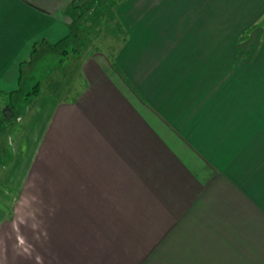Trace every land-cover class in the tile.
Returning <instances> with one entry per match:
<instances>
[{
	"label": "crops",
	"instance_id": "crops-1",
	"mask_svg": "<svg viewBox=\"0 0 264 264\" xmlns=\"http://www.w3.org/2000/svg\"><path fill=\"white\" fill-rule=\"evenodd\" d=\"M70 2L0 0L1 94L58 65L0 123V185L47 196L38 262L264 264V0H119L112 53L67 50Z\"/></svg>",
	"mask_w": 264,
	"mask_h": 264
},
{
	"label": "rangeland",
	"instance_id": "rangeland-1",
	"mask_svg": "<svg viewBox=\"0 0 264 264\" xmlns=\"http://www.w3.org/2000/svg\"><path fill=\"white\" fill-rule=\"evenodd\" d=\"M85 3L84 8L86 10H88V7L93 6L91 1ZM113 9V7L100 6L94 12L84 15L75 24L74 32L77 40L74 44H67V50L69 52L75 50V52L81 51L83 53L96 49H104L109 53L114 52L120 45L124 35L118 21L112 14ZM261 26L264 27V19L261 21ZM55 61V59L53 60V58L47 55V58L42 61V67L40 68L37 65L34 72L31 73L33 75L31 79L35 77L36 80L32 82L28 93L33 91V86L41 79V75L45 71L44 65L45 68L47 67V71H49L53 65H57ZM53 74L55 75V71ZM28 93L22 92L18 95L0 93V105L5 107L8 102L5 103L4 101L10 100L12 108L17 114L16 108L19 105V99L29 96ZM13 123L14 120L7 122L9 126ZM7 141L8 138L5 136L0 142V158L2 159L6 153L10 152L3 148ZM10 190L0 185V191L9 197L10 200H13V203L10 205H3L4 207L0 205V208L4 212L2 213L4 218L7 214L12 213L8 218L9 220L3 218L0 224V264H43L38 261H43L45 254H40L37 247L45 242L47 243V196L33 198L32 194L24 191L21 199L16 201L19 194L15 190ZM15 202L17 203L15 204ZM2 245L4 249H1Z\"/></svg>",
	"mask_w": 264,
	"mask_h": 264
},
{
	"label": "trees",
	"instance_id": "trees-1",
	"mask_svg": "<svg viewBox=\"0 0 264 264\" xmlns=\"http://www.w3.org/2000/svg\"><path fill=\"white\" fill-rule=\"evenodd\" d=\"M88 1H91L93 3V6L88 7V10H86L84 8V5L86 4L85 2H88ZM118 2L119 0H71L69 6L67 7V12H69V15L72 18V22L76 24L84 15L94 12L98 7L102 6V7H113L114 8L118 4ZM76 11H78V13H76ZM112 14L115 17L114 12ZM66 53L68 52L65 50L63 52V55H66ZM62 60L63 59H61V61ZM38 91H39V84H36L35 86H33V91H31L29 94L36 95ZM8 105L12 108V104L10 102H8ZM12 110H13V115L11 116V118L7 120H5L3 118V115L0 114V123L9 122L16 118V113L13 108ZM0 205L4 207L1 203Z\"/></svg>",
	"mask_w": 264,
	"mask_h": 264
},
{
	"label": "water",
	"instance_id": "water-1",
	"mask_svg": "<svg viewBox=\"0 0 264 264\" xmlns=\"http://www.w3.org/2000/svg\"><path fill=\"white\" fill-rule=\"evenodd\" d=\"M2 115L5 120H7L8 118H11V116L13 115V111L8 104L2 110Z\"/></svg>",
	"mask_w": 264,
	"mask_h": 264
}]
</instances>
